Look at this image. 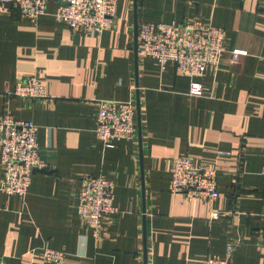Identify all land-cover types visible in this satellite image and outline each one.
Wrapping results in <instances>:
<instances>
[{"label":"crops","instance_id":"1","mask_svg":"<svg viewBox=\"0 0 264 264\" xmlns=\"http://www.w3.org/2000/svg\"><path fill=\"white\" fill-rule=\"evenodd\" d=\"M59 4L49 0L35 22L0 13V119L34 122L49 166L34 171L27 195L0 192V261L47 264L33 251L49 248L68 264H203L231 245V264H264V0H119L101 35L59 23ZM196 20L248 55L235 64L227 54L218 71L195 78L140 57L141 24ZM30 77L47 98L13 94ZM193 81L204 96L191 95ZM101 100L135 103L134 140L107 147L96 136ZM181 155L217 171L213 206L169 191ZM2 175L0 157V183ZM99 176L115 183L118 212L95 238L79 196Z\"/></svg>","mask_w":264,"mask_h":264},{"label":"built area","instance_id":"2","mask_svg":"<svg viewBox=\"0 0 264 264\" xmlns=\"http://www.w3.org/2000/svg\"><path fill=\"white\" fill-rule=\"evenodd\" d=\"M49 0H0V13L18 10L32 22L47 11ZM54 14L59 23L71 30L83 28L90 34L101 35L116 22L119 0H57ZM140 57L152 58L162 69L173 64L180 73L192 78L205 75L209 68L218 71L225 55L231 62L248 55L246 50L226 48L224 29L196 20L188 23H143L138 33ZM193 96H204L206 89L198 82L191 83ZM27 99L48 97L47 89L38 78L18 81L13 93ZM95 134L107 147L112 142L134 140L137 135V112L133 101L101 100L98 103ZM38 126L32 121H16L9 114L0 119V157L2 181L0 192L11 196H25L36 170L49 168L40 156L37 143ZM225 155V153H222ZM169 191L182 195L189 202L203 201L210 206L219 198L218 173L214 168L198 165L188 156L173 161ZM115 183L104 176L89 178L79 196L81 221L89 226L95 238L101 237L106 224L118 212L114 204ZM220 214L213 211L212 219ZM42 261L47 264H68V256L61 251L42 248ZM233 246L224 256H212L203 264H231ZM0 264H5L0 261Z\"/></svg>","mask_w":264,"mask_h":264},{"label":"water","instance_id":"3","mask_svg":"<svg viewBox=\"0 0 264 264\" xmlns=\"http://www.w3.org/2000/svg\"><path fill=\"white\" fill-rule=\"evenodd\" d=\"M138 109H139V106H138ZM138 120H139V110H138Z\"/></svg>","mask_w":264,"mask_h":264}]
</instances>
